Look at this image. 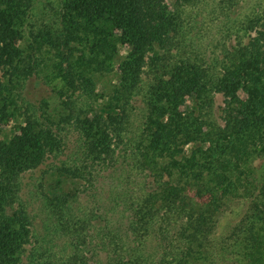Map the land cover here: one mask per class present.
I'll list each match as a JSON object with an SVG mask.
<instances>
[{
    "label": "trees",
    "instance_id": "trees-1",
    "mask_svg": "<svg viewBox=\"0 0 264 264\" xmlns=\"http://www.w3.org/2000/svg\"><path fill=\"white\" fill-rule=\"evenodd\" d=\"M35 1L0 0V264H55L32 246L30 213L20 196L23 174L64 150L51 121L22 113L19 103V88L45 62L44 50L51 49L58 78L72 96L93 87L83 67L109 72L118 54L126 52L114 94L98 110L76 113L71 97L64 101L65 121H74L82 153L73 164L51 170L55 181L44 193L53 212L65 217L62 233L77 225L69 215V195L60 191L63 179H85L93 166L117 157L116 145L125 142L132 125L126 107L142 95L146 114L138 151L146 166H155L160 181L155 192L133 205V225L149 230L155 218L178 213L184 231L202 246L212 231L213 205L237 194L250 177L253 155L264 154V15L240 25L247 42L238 33L222 69L215 71L188 53L193 39L186 30V9L202 0H172V5L168 0H60L58 31L27 37ZM238 2L222 0L224 15ZM218 93L224 96L223 125L213 119ZM20 116L19 127L2 137L4 127ZM164 176L177 181H162ZM110 264L129 263L121 258Z\"/></svg>",
    "mask_w": 264,
    "mask_h": 264
},
{
    "label": "rangeland",
    "instance_id": "rangeland-1",
    "mask_svg": "<svg viewBox=\"0 0 264 264\" xmlns=\"http://www.w3.org/2000/svg\"><path fill=\"white\" fill-rule=\"evenodd\" d=\"M59 2L35 1L27 37L49 36L58 31ZM168 2L172 5V0ZM221 5L222 0H202L186 9V30L193 39L188 53L204 59L215 71L222 69L226 52L236 44L238 33L247 42V36L238 32L240 25L249 17L264 15V0H239L237 6L226 10L225 15ZM28 45L29 41L25 40L26 49ZM125 53L122 50L118 54L109 72L83 67L92 79L93 87L88 93L78 91L72 96L64 89L63 81L54 69L55 50H44L43 64L46 66L41 64L19 88L21 112L43 114L64 141V150L22 176L20 196L30 213L35 251H40V257L42 255L55 264H65L63 261L110 264L121 258L129 264H264V154L253 155L250 177L242 182L237 194L220 197L212 211H208L213 227L208 238L201 240L202 246L184 231L183 218L178 213L167 219L155 218L149 230L133 225V205L155 192L159 187L157 181H160L155 166H146L138 151L146 114L142 95L135 96L125 106L132 112V125L125 142L116 145L117 157L104 165L93 166L92 174H86L85 179H63L60 191L69 195V215L75 218L77 225L72 232L62 233L60 219L64 216L53 212L44 193L55 181L51 170L65 163L73 164L82 153L81 136L74 121H65L64 101L71 97L76 113L98 110L114 94L118 63ZM213 100V119L223 125L224 96L214 94ZM23 119L24 116H20L9 122L2 137L12 135ZM185 151L190 152L189 145ZM163 179L177 181L168 176ZM193 203L199 208L200 203L194 198Z\"/></svg>",
    "mask_w": 264,
    "mask_h": 264
}]
</instances>
